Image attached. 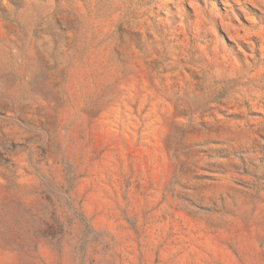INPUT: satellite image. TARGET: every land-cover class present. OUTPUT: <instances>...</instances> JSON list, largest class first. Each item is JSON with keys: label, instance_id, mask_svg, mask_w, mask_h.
I'll return each mask as SVG.
<instances>
[{"label": "rangeland", "instance_id": "rangeland-1", "mask_svg": "<svg viewBox=\"0 0 264 264\" xmlns=\"http://www.w3.org/2000/svg\"><path fill=\"white\" fill-rule=\"evenodd\" d=\"M0 264H264V0H0Z\"/></svg>", "mask_w": 264, "mask_h": 264}]
</instances>
